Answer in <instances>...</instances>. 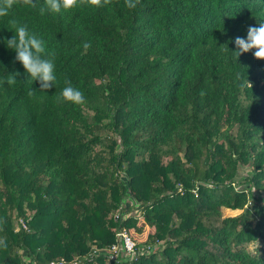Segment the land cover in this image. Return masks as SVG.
<instances>
[{
	"label": "trees",
	"instance_id": "trees-1",
	"mask_svg": "<svg viewBox=\"0 0 264 264\" xmlns=\"http://www.w3.org/2000/svg\"><path fill=\"white\" fill-rule=\"evenodd\" d=\"M33 2L0 17V80L19 73L0 84V264H264V60L232 53L264 0ZM11 21L56 54L45 92L6 46ZM65 80L84 104L56 102ZM126 198L139 214L114 220ZM122 227L135 255L110 260Z\"/></svg>",
	"mask_w": 264,
	"mask_h": 264
},
{
	"label": "clouds",
	"instance_id": "clouds-1",
	"mask_svg": "<svg viewBox=\"0 0 264 264\" xmlns=\"http://www.w3.org/2000/svg\"><path fill=\"white\" fill-rule=\"evenodd\" d=\"M111 2L112 0H43L39 8V14L42 16L46 13L61 14L78 7H103ZM138 3L139 0H125V6L128 9H135ZM17 4L36 7L33 0H0V17L8 16L13 6ZM11 23L14 28V35L5 41L6 46L15 51V61L22 65L31 82L38 81L40 91L45 92L53 87L57 79L54 74L56 54L54 50L46 47L43 39L30 33L26 26L18 25L15 21H11ZM90 46L89 43H85L83 48L87 50ZM235 46L237 51L232 53L236 59L241 54L254 50L252 52L253 57L257 60H264V19L258 20V26H250L247 29L246 38L237 37ZM17 75L19 73L8 74L4 80H0V84L14 85L17 82L15 79ZM64 83L65 87L56 96V102L73 105L84 104L83 93L78 88L73 87L71 81L65 80ZM248 86L251 87V84L248 83ZM35 92L36 90L31 88L27 95L34 97ZM0 223H3V221H0ZM0 247H7V242L3 238H0Z\"/></svg>",
	"mask_w": 264,
	"mask_h": 264
},
{
	"label": "built area",
	"instance_id": "built-area-1",
	"mask_svg": "<svg viewBox=\"0 0 264 264\" xmlns=\"http://www.w3.org/2000/svg\"><path fill=\"white\" fill-rule=\"evenodd\" d=\"M123 206H121L114 214V220H124V215L122 213ZM121 218V219H120ZM115 241L107 249L110 260H115L116 258H132L135 255L134 247L135 243L128 231L122 227L115 231L114 233ZM48 264H66L62 259L51 261ZM75 264V263H73Z\"/></svg>",
	"mask_w": 264,
	"mask_h": 264
},
{
	"label": "rangeland",
	"instance_id": "rangeland-1",
	"mask_svg": "<svg viewBox=\"0 0 264 264\" xmlns=\"http://www.w3.org/2000/svg\"><path fill=\"white\" fill-rule=\"evenodd\" d=\"M248 173V169L247 168H241L240 169V171H239V176H241V177H243V176H245L246 174ZM252 195L257 199V201H258V203H260V204H262V203H264V194L263 193H258V192H252ZM126 205H133V201L132 200H127V198H126V200H124V204H122V206H123V208L126 206ZM134 206V205H133ZM247 207H250V208H253V203L252 202H250L248 205H247ZM123 214H124V212H122ZM241 213V211H239V210H235V211H231V210H222V215L224 216V217H233V216H236V215H238V214H240ZM139 213H138V211H130L129 213H126V214H124V219H126L127 217H129V216H136V215H138ZM27 215H28V213H27ZM22 225V227L24 228V225H23V220L21 219V218H19L18 220H17V222H15L14 221V224H13V228H14V230L15 231H17L18 230V226H21ZM115 232V231H114ZM131 235H132V238L134 239V242H135V239H137V236L136 235H134V234H132L131 233ZM130 235V236H131ZM254 246H250L249 248L250 249H252ZM74 263V260H72V261H70V264H73Z\"/></svg>",
	"mask_w": 264,
	"mask_h": 264
}]
</instances>
